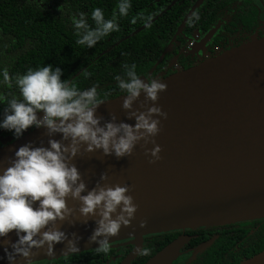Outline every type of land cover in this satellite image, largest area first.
<instances>
[{"label":"water","instance_id":"95a60500","mask_svg":"<svg viewBox=\"0 0 264 264\" xmlns=\"http://www.w3.org/2000/svg\"><path fill=\"white\" fill-rule=\"evenodd\" d=\"M198 4V3H197ZM166 89L155 101L165 112L159 131L152 139L160 145V159L149 163V142H138L131 154L116 158L83 147L73 162L87 188L101 183L129 185L137 205L128 226H121L110 241L201 225H219L264 218V35L254 38L196 65L164 77ZM123 94L101 103L96 115L134 123L121 108ZM153 103L148 101V104ZM144 104L143 93L134 107ZM148 104H144L147 107ZM143 110V109H141ZM103 123V121H101ZM58 133L53 138L59 139ZM48 137L43 128H33L0 146V168L14 150L32 141L38 145ZM69 206L76 202L70 198ZM144 220L143 227L139 221ZM66 232L80 236V250L92 248L87 237L94 222L59 221ZM8 239L15 240L14 232ZM182 239L164 246L143 264H171ZM63 244L54 245V254L37 250L35 260L62 256ZM4 255L0 248V257ZM33 260V261H35ZM0 264L6 260L0 259ZM238 264H264V249Z\"/></svg>","mask_w":264,"mask_h":264},{"label":"clouds","instance_id":"9594fccd","mask_svg":"<svg viewBox=\"0 0 264 264\" xmlns=\"http://www.w3.org/2000/svg\"><path fill=\"white\" fill-rule=\"evenodd\" d=\"M131 0H117L110 18H105L101 7L90 11L92 25L87 22L84 12L69 14L71 28L76 35L75 43L91 48L97 41L111 32L119 30L118 17L128 16ZM139 20L150 27L152 13H137L132 23ZM199 20L197 13L189 16L190 25ZM123 55V53H122ZM63 69L52 64L27 68L23 73L10 75L7 67H0V85L15 86V93L0 95L4 104L0 113V129L10 131L13 139L19 138L29 127L43 128L48 137L34 145L28 141L18 146L12 156L7 157L6 166L0 168V248L4 255L0 259L6 264H32L37 250L47 256L54 254V245L63 244L61 255L67 257L80 251V236L75 232L66 233L58 224L68 220L94 222V228L87 237L94 253L108 254L109 238L116 236L121 226H128L137 205L129 193L128 184L101 183L106 173L87 188L80 170L73 162L81 152L99 150L103 155L116 158L132 153L134 146L149 142V163L160 159V145L152 139L159 131L160 117L166 113L155 103L159 92L166 84L157 78H141L135 63L123 64L122 73L114 75L116 86L123 94L121 108L125 116L134 119L130 124L118 121L110 113L108 119L96 115L98 106L105 102L95 84L79 88L75 83L62 79ZM87 79L89 73L82 70ZM143 93L144 107H134V102ZM143 109V110H141ZM39 113V115H38ZM103 121V123H101ZM60 134L59 139L53 138ZM75 201L69 206L68 199ZM141 227L145 221L140 220ZM14 232L15 240L8 239ZM137 255L150 254L148 247L137 246Z\"/></svg>","mask_w":264,"mask_h":264},{"label":"flooded vegetation","instance_id":"af4514ba","mask_svg":"<svg viewBox=\"0 0 264 264\" xmlns=\"http://www.w3.org/2000/svg\"><path fill=\"white\" fill-rule=\"evenodd\" d=\"M28 1L37 3L43 11L53 6L63 11L70 8V13L65 14L68 19L69 14L84 12L90 26L93 7H101L105 18H110L117 3V0ZM193 12L199 20L190 25L187 21ZM137 13H152L151 26L146 28L139 20L130 22ZM117 22L119 30L98 42L106 46L105 51L124 43L112 58L120 63L118 68L115 66L114 75L122 73L123 64L135 63L142 79H162L263 36L264 0H131L128 16L118 17ZM139 32L137 39L131 41V35ZM112 84V88L106 84L97 86L102 98L105 93L106 99L122 95L115 80ZM12 140L10 131L0 129V146ZM178 238L183 242L171 264H238L264 249V218L145 233L110 241L106 255L88 248L67 257L35 260L32 264H143ZM137 246L148 247L150 254L137 255Z\"/></svg>","mask_w":264,"mask_h":264},{"label":"trees","instance_id":"16d2710c","mask_svg":"<svg viewBox=\"0 0 264 264\" xmlns=\"http://www.w3.org/2000/svg\"><path fill=\"white\" fill-rule=\"evenodd\" d=\"M37 5L28 0H0V67H7L12 75L37 65H58L63 69L61 78L79 88L93 84L112 88L115 66L120 65L112 58L124 43L108 51L103 50L105 45L98 43L105 37L91 48L77 45L71 22L65 16L70 8L63 11L53 6L43 11ZM140 33L131 35L130 40L137 39ZM82 70L88 71L87 79L81 75ZM15 91L14 85L10 88L0 85V95ZM4 106L0 104V113Z\"/></svg>","mask_w":264,"mask_h":264},{"label":"built area","instance_id":"2783aa9c","mask_svg":"<svg viewBox=\"0 0 264 264\" xmlns=\"http://www.w3.org/2000/svg\"><path fill=\"white\" fill-rule=\"evenodd\" d=\"M263 32H264V29H263Z\"/></svg>","mask_w":264,"mask_h":264}]
</instances>
